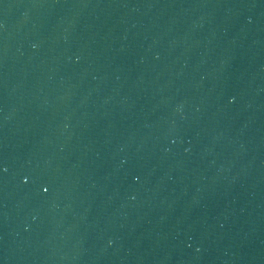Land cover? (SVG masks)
Segmentation results:
<instances>
[{"label": "water", "instance_id": "water-1", "mask_svg": "<svg viewBox=\"0 0 264 264\" xmlns=\"http://www.w3.org/2000/svg\"><path fill=\"white\" fill-rule=\"evenodd\" d=\"M0 264H264V0H0Z\"/></svg>", "mask_w": 264, "mask_h": 264}, {"label": "snow or ice", "instance_id": "snow-or-ice-1", "mask_svg": "<svg viewBox=\"0 0 264 264\" xmlns=\"http://www.w3.org/2000/svg\"><path fill=\"white\" fill-rule=\"evenodd\" d=\"M5 170H6V169H5ZM24 179H25V182H27L28 178L25 177ZM48 190H49V189H48L47 187H44V188H43V191H44L45 193H46Z\"/></svg>", "mask_w": 264, "mask_h": 264}]
</instances>
